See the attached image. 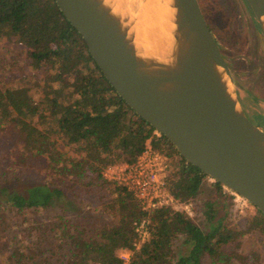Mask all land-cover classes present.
Instances as JSON below:
<instances>
[{
	"label": "trees",
	"instance_id": "16d2710c",
	"mask_svg": "<svg viewBox=\"0 0 264 264\" xmlns=\"http://www.w3.org/2000/svg\"><path fill=\"white\" fill-rule=\"evenodd\" d=\"M12 38L27 49L33 66L53 68L51 80L72 92L60 98L61 92L53 94L51 88L47 100L31 99L23 80L0 85V203L18 213L14 225L23 241L20 263L41 264L47 257L56 264H121L117 250L123 248L131 251L126 264H201L203 254L218 263L237 258L242 264H258L255 252L238 258L221 249L245 231H264L258 208L236 229L214 219L212 201L205 198L203 214L209 225L203 230L170 206L140 209L129 190L102 176L107 163L132 161L147 138L168 156L166 186L176 199L195 198L205 173L185 161L167 137L153 133L113 89L54 0H0V41ZM68 198L100 204L103 219L88 212L70 217L66 211L26 218L28 212ZM140 217L148 218L150 235L134 249L133 221ZM179 234L188 247L174 257L172 243ZM14 236L0 229V252Z\"/></svg>",
	"mask_w": 264,
	"mask_h": 264
},
{
	"label": "water",
	"instance_id": "95a60500",
	"mask_svg": "<svg viewBox=\"0 0 264 264\" xmlns=\"http://www.w3.org/2000/svg\"><path fill=\"white\" fill-rule=\"evenodd\" d=\"M92 60L135 113L185 161L264 214V130L238 103L236 81L197 0H165L170 38L136 40L143 0H54ZM264 37V0H246Z\"/></svg>",
	"mask_w": 264,
	"mask_h": 264
},
{
	"label": "rangeland",
	"instance_id": "374dc122",
	"mask_svg": "<svg viewBox=\"0 0 264 264\" xmlns=\"http://www.w3.org/2000/svg\"><path fill=\"white\" fill-rule=\"evenodd\" d=\"M241 1L198 0V4L210 30L217 37L227 55L228 67L237 83L235 86L236 96L238 97L237 94L241 95L244 105L248 106L247 103H250V114H253V111H255L254 114H259L263 118V122L260 121L259 123L264 125V53L262 50L260 51L259 37L256 36L254 25L251 27L250 21L247 20L248 18L244 13L246 10ZM251 13V10H248V14L257 23ZM52 73L53 68L51 69L47 65L33 66L27 55V49L13 38L0 41V85L4 83L15 84L23 80L22 87L26 89L31 99L47 100L51 88H54L53 94L57 95L58 92H61L60 98L69 96L72 93L71 87H64L62 82L51 80ZM58 147L62 150L65 149L61 143ZM32 158L39 161L43 160L41 154H33ZM43 170L44 168L39 171L42 172ZM26 176L31 177V175ZM205 198L212 201L214 219H219L224 225L236 229H242L245 226L244 222L256 212V207L252 203L222 184L216 186L213 179L205 175L199 193L195 198L190 199L191 215H189L203 230H206L209 225L203 214L202 200ZM0 207L3 208L0 210V221L3 218L5 220L9 218L5 223H0V229H4L7 236L15 234L16 239L0 252V264H22L19 255L23 241L19 240L20 232L16 231L17 225H14L18 213L7 204L0 203ZM101 208L100 204L91 202L85 204L79 199L68 198L53 202L49 208L41 212H28L26 218L32 219L33 215L39 216V214L44 218L54 213L66 211L70 217L78 213L88 212L91 218L101 221L103 219ZM172 247L174 257H177L187 250L188 242L185 241L182 234H179L173 240ZM221 249L226 252H235L238 258L244 255L250 257L251 253L255 252L258 264H264V231L257 228L245 231L234 240L223 244ZM119 252L128 254L129 249H118L117 253ZM41 264H56V261L51 262L45 257ZM201 264L242 263L237 258H231L230 261L224 263L213 262L207 255L203 254Z\"/></svg>",
	"mask_w": 264,
	"mask_h": 264
},
{
	"label": "built area",
	"instance_id": "2783aa9c",
	"mask_svg": "<svg viewBox=\"0 0 264 264\" xmlns=\"http://www.w3.org/2000/svg\"><path fill=\"white\" fill-rule=\"evenodd\" d=\"M152 132L159 134L156 129H153ZM168 166L167 154L153 148L149 138H147L143 149L132 161L120 160L107 163L102 167L101 174L104 178L113 181L115 184L123 185L129 190L137 200L140 209L147 210L160 206H170L175 210L191 215L190 199H176L166 186L165 176ZM148 222L146 217H140L133 221L134 249H138L142 243L149 239ZM130 253V250L128 254L117 253L122 260L121 264L127 263Z\"/></svg>",
	"mask_w": 264,
	"mask_h": 264
},
{
	"label": "bare ground",
	"instance_id": "6f19581e",
	"mask_svg": "<svg viewBox=\"0 0 264 264\" xmlns=\"http://www.w3.org/2000/svg\"><path fill=\"white\" fill-rule=\"evenodd\" d=\"M136 27V40L144 50L158 52L169 41V10L165 0H143Z\"/></svg>",
	"mask_w": 264,
	"mask_h": 264
},
{
	"label": "flooded vegetation",
	"instance_id": "af4514ba",
	"mask_svg": "<svg viewBox=\"0 0 264 264\" xmlns=\"http://www.w3.org/2000/svg\"><path fill=\"white\" fill-rule=\"evenodd\" d=\"M198 1V0H197ZM241 3H242V6L245 8V10L246 11H244V13H245V16H247V20H249L250 21V23H251V27L254 25V30L256 31V36L258 35V37H259V40H258V44H259V48H260V51L262 50V52L264 53V37H263V35H262V33H261V30H260V27H259V25L257 24V23H255L254 21H253V19H252V17L248 14V7H247V5L244 3V0H242L241 1ZM249 6V5H248ZM200 7V6H199ZM201 9V8H200ZM202 12V11H201ZM203 15V14H202ZM204 17V16H203ZM207 23V22H206ZM207 26H208V24H207ZM208 28H209V26H208ZM210 29V28H209ZM211 31V30H210ZM211 33H212V35H213V37H214V40H215V42H216V44H217V46H218V48H219V50H220V53H221V56H222V58L224 59V61L226 62V64L228 65V60H227V55L225 54V52H224V50H223V46L221 45V43L218 41V39H217V37L214 35V33L211 31ZM238 95V97H237V99H238V101H239V103H240V105H241V108H242V110H243V112L245 113V115H246V117L250 120V121H252L253 123H255L256 125H258L259 127H261L262 129H263V124H261V123H259L260 121L261 122H263V118L259 115V114H257V113H255L254 114V112L255 111H253V114L251 113L250 114V103L248 102L247 103V105L249 106H246V105H244V103H243V99L241 98V95H239V94H237Z\"/></svg>",
	"mask_w": 264,
	"mask_h": 264
}]
</instances>
